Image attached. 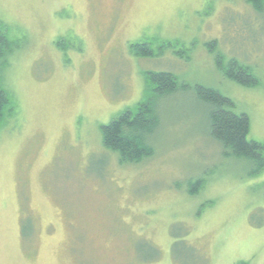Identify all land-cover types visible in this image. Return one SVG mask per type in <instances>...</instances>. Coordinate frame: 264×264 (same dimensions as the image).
Segmentation results:
<instances>
[{"label": "rangeland", "instance_id": "374dc122", "mask_svg": "<svg viewBox=\"0 0 264 264\" xmlns=\"http://www.w3.org/2000/svg\"><path fill=\"white\" fill-rule=\"evenodd\" d=\"M0 24L16 103L0 128V264H264V168L223 155L194 91L229 97L264 143V12L244 0H0ZM152 38V56L129 52ZM212 40L259 84L224 77ZM145 71L179 88L156 106L153 154L121 164L100 126L142 97Z\"/></svg>", "mask_w": 264, "mask_h": 264}, {"label": "trees", "instance_id": "16d2710c", "mask_svg": "<svg viewBox=\"0 0 264 264\" xmlns=\"http://www.w3.org/2000/svg\"><path fill=\"white\" fill-rule=\"evenodd\" d=\"M244 2L250 5L256 13L264 12V0H244ZM64 42H67V39L60 37L55 40L54 44L64 52ZM153 42L157 43V39L130 43L129 52L138 57L152 56ZM175 44L176 42L160 41L159 49L173 47ZM14 47L13 40H10L5 27L0 24V128L4 126L6 118L10 117L16 109L14 98L5 88L1 77L4 60ZM207 48L215 52L216 67L224 77L246 87H256L259 84L250 65L234 57L225 62L223 55L216 51L215 40L207 43ZM176 52L180 54L179 52L182 51ZM178 88V80L173 73L145 71L142 97L132 106L118 113L107 124L100 126L103 147L115 153L121 164L139 163L150 157L154 150L148 138L161 123L156 106L159 100L174 93ZM194 91L197 98L209 108L210 137L220 145L223 155L250 162L254 166V174L261 171L264 168V143L248 139L250 130L248 115L244 112H235L233 101L214 88L197 85ZM204 183L202 178L189 182L188 193L190 195L198 193ZM23 230L24 228L21 233L25 237ZM172 247L173 252H176L177 245L174 243ZM238 264L248 263L241 260Z\"/></svg>", "mask_w": 264, "mask_h": 264}]
</instances>
